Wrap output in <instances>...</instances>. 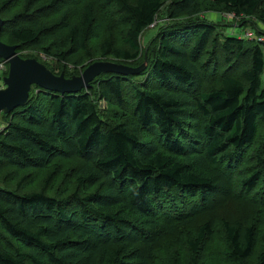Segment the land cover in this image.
Masks as SVG:
<instances>
[{"label":"trees","instance_id":"16d2710c","mask_svg":"<svg viewBox=\"0 0 264 264\" xmlns=\"http://www.w3.org/2000/svg\"><path fill=\"white\" fill-rule=\"evenodd\" d=\"M64 1L0 0V39L23 58L25 46L45 51L50 60L41 62L69 76L65 63L88 53L101 23L89 2L81 18L62 19ZM207 1L103 0L125 33L120 43H100L101 56L134 67L147 57V68L103 73L77 93L33 85L25 106L2 113L0 173L8 176H0V264H169L165 250L174 255L170 264H205L209 247L212 257L234 264L256 256L264 138L249 150L264 127V0H211L210 10L262 24L253 20L263 38L250 44L233 35L221 41L216 21L199 18ZM164 10L174 24L139 65L129 64ZM95 95L114 112L102 113ZM211 165L228 180L236 173L235 189L230 180L227 194L216 197ZM59 170L65 186L54 193ZM32 171L47 172L40 188L30 186ZM256 260L264 264V248Z\"/></svg>","mask_w":264,"mask_h":264},{"label":"rangeland","instance_id":"374dc122","mask_svg":"<svg viewBox=\"0 0 264 264\" xmlns=\"http://www.w3.org/2000/svg\"><path fill=\"white\" fill-rule=\"evenodd\" d=\"M165 1V5H169L170 2L172 0H164ZM86 2L92 3V7L94 8V13H95V17L96 19H98V22L101 23V27H100V38L96 39V40H92L89 42L88 48L89 51L87 54H76L74 57H72L70 60V63H65L67 65V73L69 76L66 77H71L73 75H80L83 72V68L89 66L91 63L95 62V61H101V60H109V61H114L113 58L111 57H102L100 54V50H99V44L107 41L109 39H114L117 42H121L122 41V37L123 34L125 33V27L122 25V23H116V20L113 19L110 16L111 13V9H107V11L102 10V3L103 0H68V2H62L66 5L65 9H62V19L67 20L69 17H72L73 20H77L79 18H81V13H82V8H83V4H85ZM211 0L207 1L206 3H204L203 7H205L204 11L199 14V18L201 19H207V20H214L216 21V24L218 25L217 28V33L216 35L220 36V40L223 41L224 36L226 35H233V36H237L239 38H244L247 41H250L249 44L251 43V41L255 40H261V38H263L262 36H260V34L258 33V31L253 28V20L255 22L258 23L260 28H263L262 24L259 23L254 17H251L248 19L247 22H241V19H238L236 17H230L227 13H221L220 11L217 10H210L211 8ZM105 9V8H104ZM166 10V9H165ZM164 10V11H165ZM188 18H182V20H187ZM180 20V21H182ZM174 21H171L167 15H166V11L162 12L161 15L156 18L155 22L153 24H151L142 34L141 36V41H142V53L140 54L139 58L135 61L129 62V64H133V65H139L145 56L146 51H149L151 48H153L152 46V42L154 41V39L156 38V36L158 35V33L162 30V28L169 26L173 23ZM174 24V23H173ZM185 25H181V27H183ZM102 37V38H101ZM21 54L28 56L29 58H36L38 59L40 62L43 60H50V57L47 56V53L43 50H40L39 48H35L32 46H25V48H23L20 52ZM90 55L91 57L88 59L86 56ZM87 58V60H85L83 63L81 64H77V65H73V62H77L79 60L80 57ZM53 59V58H52ZM56 59V57H55ZM57 61V59H56ZM55 61V62H56ZM7 62V61H6ZM51 63H53V61H50ZM125 63V62H124ZM55 68H58L57 64H54ZM79 70H82V72L80 74H77V72ZM58 71V70H57ZM56 71V72H57ZM60 71H62L60 69ZM7 72V71H6ZM6 72L1 74V78L2 80L4 79V77L6 76ZM64 73L65 72H61ZM60 73V74H61ZM151 75L150 71L148 74L146 75H140L135 77L134 81L136 83H142L146 80V78H148ZM151 77V76H150ZM0 79V88L4 87V82ZM262 87L264 89V72L262 75ZM30 97V96H29ZM96 98L99 99L98 101V105L100 110L102 111V113L104 112H114L115 110V106L113 107V105L108 104V101L98 97V95H95ZM0 127H4V121H3V116L2 113L0 114ZM264 127H260L259 130V140L257 141V145L253 148H250V152L254 150V148H256L260 142H261V138H264ZM258 148L260 149V146H258ZM257 148V149H258ZM193 161H197L196 157L193 158ZM78 162V161H77ZM72 165V163H67L66 164V169L68 170L70 168V166ZM63 166V164H62ZM10 170V169H8ZM244 171V170H243ZM65 170H59V174L57 172L56 176L54 177V180L51 181L52 185H54V193L58 192L57 190L62 186H65V184L62 183L63 176L66 175ZM209 173L212 177H214L217 181L216 184L218 183L221 191L220 193L217 195L216 197H222L223 195L227 194V191L225 190L226 187H229L228 182L230 180L231 184H233L234 189L235 186H237V184L235 185V178H236V173L233 174L231 176V179H227L226 176L224 174H222V172L216 168L213 169L212 165L210 166L209 169ZM10 174V173H9ZM24 174L26 173H22L21 177L24 176ZM2 175V177L4 176H8V173H0V176ZM47 172L44 171H32L30 173V178H29V182H30V186L31 188H40L41 183L44 182V179L46 178ZM242 178V175H240L237 178L236 182H240ZM15 183H17V181H15ZM233 190V189H232ZM235 191V190H233ZM229 208V207H227ZM230 210V209H228ZM231 211V210H230ZM264 221V214L260 215ZM218 232L221 230V222H217L216 223ZM259 241L258 244L256 246L255 249V255L253 257V259H250L247 264H256L257 260V255L258 253L264 248V222H261L259 225ZM224 242V241H223ZM220 250L224 251L226 246L224 245V243H219L216 245ZM209 251H210V256L206 259H203V261L205 260V264H234L233 262H229V261H224L221 260L222 258H214L211 256V251L212 249L209 247ZM174 253V252H173ZM183 253V254H182ZM181 254L184 258V261H187V259L189 258V253L186 250H182ZM164 256L167 258L168 263L170 264L171 259L173 258L174 255H171V253L168 250L164 251Z\"/></svg>","mask_w":264,"mask_h":264},{"label":"water","instance_id":"95a60500","mask_svg":"<svg viewBox=\"0 0 264 264\" xmlns=\"http://www.w3.org/2000/svg\"><path fill=\"white\" fill-rule=\"evenodd\" d=\"M3 22L0 16V32ZM17 48V45L0 39V57L9 63V72L3 79L4 87L0 88V114L10 113L20 106H25L33 85L60 93H77L91 86V82L103 73L140 74L148 66L147 57L136 67L101 60L91 63L80 75L66 77L64 73H54L36 58H23Z\"/></svg>","mask_w":264,"mask_h":264},{"label":"built area","instance_id":"2783aa9c","mask_svg":"<svg viewBox=\"0 0 264 264\" xmlns=\"http://www.w3.org/2000/svg\"><path fill=\"white\" fill-rule=\"evenodd\" d=\"M230 17L234 16L232 14H228ZM7 70V65H6V61L3 60V61H0V79L2 80L1 78V74L4 73L5 71ZM3 81V80H2Z\"/></svg>","mask_w":264,"mask_h":264}]
</instances>
